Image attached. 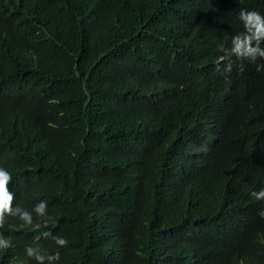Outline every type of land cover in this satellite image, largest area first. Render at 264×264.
<instances>
[{"label": "trees", "instance_id": "trees-1", "mask_svg": "<svg viewBox=\"0 0 264 264\" xmlns=\"http://www.w3.org/2000/svg\"><path fill=\"white\" fill-rule=\"evenodd\" d=\"M242 10L264 0H0V167L40 225L6 215L0 264H264Z\"/></svg>", "mask_w": 264, "mask_h": 264}, {"label": "clouds", "instance_id": "clouds-1", "mask_svg": "<svg viewBox=\"0 0 264 264\" xmlns=\"http://www.w3.org/2000/svg\"><path fill=\"white\" fill-rule=\"evenodd\" d=\"M239 18L245 21L244 27L247 28V31L251 33V35H245L243 38L237 36L233 38L234 47L232 48V52L237 55V57H252L253 61H256L257 58L264 59V50L259 47L257 44L256 47H252V42H259L261 38H264V15H261L258 11H244L242 10L239 14ZM223 60V57H220ZM261 67L257 65V71H261ZM12 180L11 173L6 169L0 167V228L4 226L6 223L5 216L10 215L12 217H16L19 215V219L24 222L26 225H33V220L31 213L27 210H23L20 207H17L15 210L12 207L13 196L14 194L9 191L8 184ZM252 196L256 200L264 199V189L259 192H253ZM47 204L45 201H41L38 203L33 209L35 213L40 216L46 215ZM261 218H264V211L259 213ZM40 225H33L34 229L39 228ZM50 235V233L48 234ZM54 242L63 247L67 244V241L61 237H54ZM10 240L3 237L0 234V249H6L10 247ZM26 254L29 258L34 257L40 264H43L45 259L49 261H58L59 253L56 255H37L33 252L31 247L26 248Z\"/></svg>", "mask_w": 264, "mask_h": 264}]
</instances>
